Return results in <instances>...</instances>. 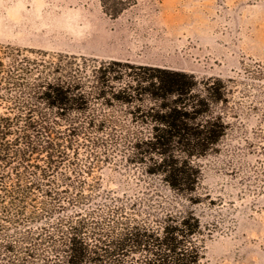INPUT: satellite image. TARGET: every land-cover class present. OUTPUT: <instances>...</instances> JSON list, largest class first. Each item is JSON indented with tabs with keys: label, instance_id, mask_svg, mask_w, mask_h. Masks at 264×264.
Wrapping results in <instances>:
<instances>
[{
	"label": "trees",
	"instance_id": "16d2710c",
	"mask_svg": "<svg viewBox=\"0 0 264 264\" xmlns=\"http://www.w3.org/2000/svg\"><path fill=\"white\" fill-rule=\"evenodd\" d=\"M98 1L110 18L137 2ZM228 94L217 76L0 46V264H204L196 159ZM108 162L141 165L132 192L102 186Z\"/></svg>",
	"mask_w": 264,
	"mask_h": 264
},
{
	"label": "rangeland",
	"instance_id": "374dc122",
	"mask_svg": "<svg viewBox=\"0 0 264 264\" xmlns=\"http://www.w3.org/2000/svg\"><path fill=\"white\" fill-rule=\"evenodd\" d=\"M5 45L222 78L228 128L196 159L195 209L215 222L203 262L264 264V0H137L116 18L98 0H0ZM101 166L104 188L132 192L141 165Z\"/></svg>",
	"mask_w": 264,
	"mask_h": 264
}]
</instances>
